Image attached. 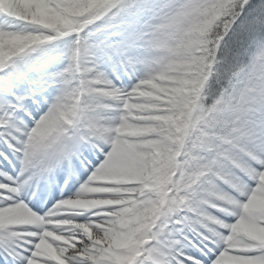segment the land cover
I'll return each instance as SVG.
<instances>
[{
    "label": "snow or ice",
    "instance_id": "6c2138e0",
    "mask_svg": "<svg viewBox=\"0 0 264 264\" xmlns=\"http://www.w3.org/2000/svg\"><path fill=\"white\" fill-rule=\"evenodd\" d=\"M0 264H264V0H0Z\"/></svg>",
    "mask_w": 264,
    "mask_h": 264
}]
</instances>
